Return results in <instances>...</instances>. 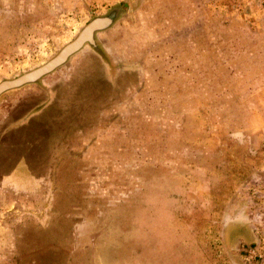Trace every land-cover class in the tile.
Wrapping results in <instances>:
<instances>
[{
  "label": "rangeland",
  "instance_id": "obj_1",
  "mask_svg": "<svg viewBox=\"0 0 264 264\" xmlns=\"http://www.w3.org/2000/svg\"><path fill=\"white\" fill-rule=\"evenodd\" d=\"M107 16L0 97V264H264V0H0V83Z\"/></svg>",
  "mask_w": 264,
  "mask_h": 264
},
{
  "label": "water",
  "instance_id": "obj_2",
  "mask_svg": "<svg viewBox=\"0 0 264 264\" xmlns=\"http://www.w3.org/2000/svg\"><path fill=\"white\" fill-rule=\"evenodd\" d=\"M112 23L113 21L109 18H97L93 20L72 43L68 44L47 64L16 79L6 80L0 83V97L6 92L17 90L27 85L36 84L43 78L54 73L57 69L64 66L71 57L79 53L85 45H94L95 34L106 30L112 25Z\"/></svg>",
  "mask_w": 264,
  "mask_h": 264
},
{
  "label": "flooded vegetation",
  "instance_id": "obj_3",
  "mask_svg": "<svg viewBox=\"0 0 264 264\" xmlns=\"http://www.w3.org/2000/svg\"><path fill=\"white\" fill-rule=\"evenodd\" d=\"M104 18H109V19H111L112 21H114V18H113V16H107V17H104ZM105 31V30H104ZM100 32H97L96 34H95V41H96V36L99 34ZM87 45H89V44H87ZM87 45H85L84 47H86Z\"/></svg>",
  "mask_w": 264,
  "mask_h": 264
},
{
  "label": "crops",
  "instance_id": "obj_4",
  "mask_svg": "<svg viewBox=\"0 0 264 264\" xmlns=\"http://www.w3.org/2000/svg\"><path fill=\"white\" fill-rule=\"evenodd\" d=\"M105 73H107V72L105 71ZM118 79H119V78H117V80L115 81L116 84L118 83Z\"/></svg>",
  "mask_w": 264,
  "mask_h": 264
},
{
  "label": "trees",
  "instance_id": "obj_5",
  "mask_svg": "<svg viewBox=\"0 0 264 264\" xmlns=\"http://www.w3.org/2000/svg\"><path fill=\"white\" fill-rule=\"evenodd\" d=\"M116 84V83H115ZM118 84V83H117ZM115 86V85H114ZM116 87V86H115ZM118 87V86H117ZM113 90H115V89H113ZM7 93V92H6Z\"/></svg>",
  "mask_w": 264,
  "mask_h": 264
}]
</instances>
